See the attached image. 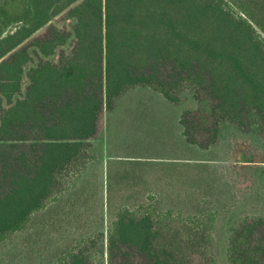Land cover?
Segmentation results:
<instances>
[{"label":"trees","instance_id":"1","mask_svg":"<svg viewBox=\"0 0 264 264\" xmlns=\"http://www.w3.org/2000/svg\"><path fill=\"white\" fill-rule=\"evenodd\" d=\"M254 115L264 0H0V264H264Z\"/></svg>","mask_w":264,"mask_h":264},{"label":"rangeland","instance_id":"2","mask_svg":"<svg viewBox=\"0 0 264 264\" xmlns=\"http://www.w3.org/2000/svg\"><path fill=\"white\" fill-rule=\"evenodd\" d=\"M74 25L73 19H67L65 18V15H60L56 17L52 23L42 28L40 31L36 33L35 36H42L44 33H46L47 29L50 26H55L60 29H71V27ZM71 41L70 43L64 48L67 52H70L71 50ZM61 53V50H58L57 54L54 56V58L57 60L59 58V55ZM192 102V94L189 90H184L181 93V99L178 103H174V105L169 104L165 99H163L158 93L147 90V89H139L131 91L130 94H128L126 97L118 101L117 103V113L118 115L123 116L124 111L129 105L139 106L140 109H150L155 111L157 114L161 115L164 119L170 121V123L173 125V118L177 119L179 115L183 112L184 106L187 104H191ZM176 104V105H175ZM117 115V116H118ZM114 114H110L107 110L104 111L101 119V123L103 126L108 127L110 124H113L114 120L117 117ZM176 116V117H175ZM124 117V116H123ZM251 125H252V131L255 132L258 136H260L261 140L264 142V122L260 120V118L257 115H254L251 117ZM121 140V139H120ZM243 187L250 184L248 180L243 177L241 179ZM262 191L264 192V185ZM106 224H104V230L106 228ZM220 241H217V246L213 248V259L209 260L210 263L208 264H219V258L220 252L218 248V244ZM28 240L26 239V234H19L16 236L14 244L17 245V250L21 251L23 250V245L28 244ZM0 255L5 258L4 253L0 251ZM200 264H207V260L202 261Z\"/></svg>","mask_w":264,"mask_h":264}]
</instances>
